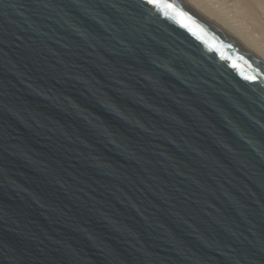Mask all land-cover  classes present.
I'll list each match as a JSON object with an SVG mask.
<instances>
[{
  "label": "water",
  "instance_id": "1",
  "mask_svg": "<svg viewBox=\"0 0 264 264\" xmlns=\"http://www.w3.org/2000/svg\"><path fill=\"white\" fill-rule=\"evenodd\" d=\"M0 264H264V62L177 0H0Z\"/></svg>",
  "mask_w": 264,
  "mask_h": 264
},
{
  "label": "bare ground",
  "instance_id": "2",
  "mask_svg": "<svg viewBox=\"0 0 264 264\" xmlns=\"http://www.w3.org/2000/svg\"><path fill=\"white\" fill-rule=\"evenodd\" d=\"M264 62V0H177Z\"/></svg>",
  "mask_w": 264,
  "mask_h": 264
},
{
  "label": "snow or ice",
  "instance_id": "3",
  "mask_svg": "<svg viewBox=\"0 0 264 264\" xmlns=\"http://www.w3.org/2000/svg\"><path fill=\"white\" fill-rule=\"evenodd\" d=\"M148 2H149V3H151V2H152V0H148Z\"/></svg>",
  "mask_w": 264,
  "mask_h": 264
}]
</instances>
